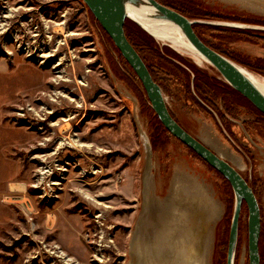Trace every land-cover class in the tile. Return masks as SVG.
<instances>
[{
    "label": "rangeland",
    "instance_id": "374dc122",
    "mask_svg": "<svg viewBox=\"0 0 264 264\" xmlns=\"http://www.w3.org/2000/svg\"><path fill=\"white\" fill-rule=\"evenodd\" d=\"M187 1L228 19L203 24L251 31V36L222 44L264 68V0ZM101 27L82 0H0V115L26 133L16 151L27 176V190L20 197L32 206L31 213L17 208L18 221L2 229L0 262L130 264L151 162L155 196L170 194L177 170L208 190L220 210L211 223L203 213L192 217L191 247L202 258L206 243L212 244L211 264H227L235 203L230 183L161 126L135 72ZM203 32L209 34L208 29ZM155 41L172 49L167 41ZM172 50L192 58L190 52ZM197 66L216 74L206 62ZM248 71L264 80L263 74ZM164 95L184 128L253 186L261 211L264 264V131L249 133L242 125L249 116L239 112L230 117L234 137L215 114L185 108ZM233 97L244 104L239 95ZM6 134L0 124V135ZM235 264H249L245 203Z\"/></svg>",
    "mask_w": 264,
    "mask_h": 264
},
{
    "label": "water",
    "instance_id": "95a60500",
    "mask_svg": "<svg viewBox=\"0 0 264 264\" xmlns=\"http://www.w3.org/2000/svg\"><path fill=\"white\" fill-rule=\"evenodd\" d=\"M82 1L112 39L125 61L135 72L146 92L151 107L162 125L173 137L194 151L230 183L234 192L235 203L228 241L227 264H235L239 239V223L244 203L248 208L249 264H261L259 248L261 211L253 189L233 164L193 136L172 116L162 88L155 82L140 54L126 37L125 24L127 19L132 20L149 33L142 23L129 16V9L135 10L139 19L143 16L168 21L177 26L189 43L188 51L206 60L205 62L219 74L224 82L264 114V92L253 82L250 76L253 74L241 65L212 49L200 39L194 30V26L206 23L205 21L191 20L181 13L161 4L157 0ZM194 243L192 246H195ZM191 248L186 249L187 257L185 262L187 264H200L201 258L199 253L195 251V247Z\"/></svg>",
    "mask_w": 264,
    "mask_h": 264
},
{
    "label": "trees",
    "instance_id": "16d2710c",
    "mask_svg": "<svg viewBox=\"0 0 264 264\" xmlns=\"http://www.w3.org/2000/svg\"><path fill=\"white\" fill-rule=\"evenodd\" d=\"M157 1L191 20H228L227 18L220 17V15L215 13L214 10L210 11L204 8L202 10L200 6L187 0ZM128 25L131 26V28H129ZM205 29L209 30L208 35L204 34L203 30L205 31ZM101 30L105 39L114 45V42L102 27ZM194 30L200 39L212 49L242 67L264 75V68L260 65H256V62L258 61L250 63L249 61L242 60L239 57L240 55L230 51L222 44L223 41L229 40L230 38L233 40H241L244 35L251 36V31L228 27H216L206 24H197L194 26ZM125 34L129 42L134 46L147 65L155 82L160 85L164 93L170 94L173 98L178 100L176 103L183 104L185 108L194 111L212 114L207 108L209 107L221 118L223 126L234 137L235 132L233 126L235 125L227 121V118L225 117L226 113L231 117L238 116L239 112L245 116H249V118L252 117L250 120L245 121L244 124L248 132L252 130L253 132L255 130L257 132L264 131V114L256 109L250 101L234 90L226 82L219 80L217 77L219 74L217 72V76L210 75L207 71L200 69L191 60L181 56L171 48L160 47L151 35L130 20L126 21ZM234 95H239L244 100V102L242 101L244 104L233 101L232 99L234 98ZM219 100L223 103V110H221L218 105ZM169 111L177 120L172 110L170 109ZM156 118L159 121L157 116ZM159 123L162 126L160 121ZM246 181L248 182L247 179ZM249 185L254 191L253 186L251 184Z\"/></svg>",
    "mask_w": 264,
    "mask_h": 264
},
{
    "label": "bare ground",
    "instance_id": "6f19581e",
    "mask_svg": "<svg viewBox=\"0 0 264 264\" xmlns=\"http://www.w3.org/2000/svg\"><path fill=\"white\" fill-rule=\"evenodd\" d=\"M128 12L129 16L142 23L154 38L167 41L176 51L189 52V43L185 36L171 22L141 15L139 19L135 10L129 9ZM191 57L185 58L194 64L196 63V66L206 61L194 54H191ZM215 75L217 76V73ZM250 76L257 87L264 92V80L253 75ZM151 169V162H148L144 176L147 200L131 243L132 260L130 264H187L185 262L186 249L194 243L192 237L194 219L192 217L203 213L205 220L211 223L217 217L220 207L207 196L208 190L198 184L193 177L179 170L175 172L171 180L170 194L164 199L155 196L150 188ZM98 172L95 171L94 173ZM48 173L49 170L47 169L42 175ZM203 253L200 264H208V262L211 264L212 244L209 246L206 243ZM100 262L103 263L104 261L100 259Z\"/></svg>",
    "mask_w": 264,
    "mask_h": 264
},
{
    "label": "crops",
    "instance_id": "0c3cea01",
    "mask_svg": "<svg viewBox=\"0 0 264 264\" xmlns=\"http://www.w3.org/2000/svg\"><path fill=\"white\" fill-rule=\"evenodd\" d=\"M0 124L7 128L6 137L0 135V138L6 139L4 143L0 142V233H3V228L18 221V207L9 198L20 197L27 190L25 167L16 151L24 145L26 133L4 122L1 115Z\"/></svg>",
    "mask_w": 264,
    "mask_h": 264
},
{
    "label": "built area",
    "instance_id": "2783aa9c",
    "mask_svg": "<svg viewBox=\"0 0 264 264\" xmlns=\"http://www.w3.org/2000/svg\"><path fill=\"white\" fill-rule=\"evenodd\" d=\"M12 204L17 205L18 208H20L21 211L26 213L32 212V206L29 204L30 202L26 201L24 202L23 197H11L9 198Z\"/></svg>",
    "mask_w": 264,
    "mask_h": 264
},
{
    "label": "flooded vegetation",
    "instance_id": "af4514ba",
    "mask_svg": "<svg viewBox=\"0 0 264 264\" xmlns=\"http://www.w3.org/2000/svg\"><path fill=\"white\" fill-rule=\"evenodd\" d=\"M132 21V20H131ZM133 22V21H132ZM136 24V23H135ZM137 25V24H136ZM141 28V27H140ZM142 29V28H141ZM145 31V30H144ZM146 32V31H145ZM103 33V32H102ZM148 33V32H147ZM149 34V33H148ZM104 35V34H103ZM150 35V34H149ZM152 36V35H151ZM153 37V36H152ZM154 38V37H153ZM156 39V38H155ZM194 80V79H193ZM164 93V92H163ZM59 94V93H58ZM62 96H64L63 94H61ZM65 97V96H64ZM166 98V97H165ZM167 104H168V102H167ZM218 105H219V107H220V109L221 110H223V103H222V101L220 100V101H218ZM206 106V105H205ZM168 107H169V110L171 109L170 108V106L168 105ZM207 107V106H206ZM211 112H212V114H215L216 115V117L217 118H219V123H220V126H221V128L223 129V130H225V131H227L226 130V128L223 126V123H222V120H221V118L215 113V112H213L209 107H207ZM225 117L227 118V121H229V122H233V120H231L232 118H230L231 116L229 115V114H225ZM248 119L249 118H247L246 119V121H248ZM178 120V119H177ZM235 121H237V120H235ZM179 122V121H178ZM180 123V122H179ZM181 124V123H180ZM245 124V122L244 123H242V125H244ZM182 125V124H181ZM183 126V125H182ZM184 127V126H183ZM228 137H230L229 135H227Z\"/></svg>",
    "mask_w": 264,
    "mask_h": 264
}]
</instances>
